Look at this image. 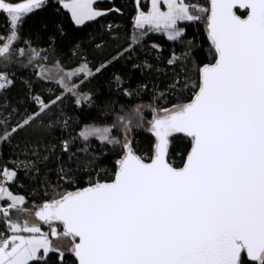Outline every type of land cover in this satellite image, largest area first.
Segmentation results:
<instances>
[{
    "label": "snow or ice",
    "instance_id": "snow-or-ice-1",
    "mask_svg": "<svg viewBox=\"0 0 264 264\" xmlns=\"http://www.w3.org/2000/svg\"><path fill=\"white\" fill-rule=\"evenodd\" d=\"M93 4L68 0L63 6L80 24L106 14ZM41 6L42 0H0V12L9 18L0 62L7 63L14 52L26 56L29 64L46 59L30 46L14 49L23 17ZM137 6L135 26L143 31L132 37L134 44L147 31H163L175 41L184 32L180 22L200 20L194 11L206 14L215 62L199 69L190 102L153 117L150 128L156 143L150 162L126 140L111 181L96 180L66 192L40 206L35 217L62 223V236L70 238L69 251L78 264H264V0H210V9L185 0H150L148 11L139 0ZM241 10L246 16L238 14ZM91 75L86 63L68 71L59 62L51 69L40 64L37 72L61 92L78 97V103L90 98L80 97L75 80ZM11 84L7 74L0 73V91ZM31 99L33 110L10 130L0 121V142L43 122L62 96L33 94ZM176 133L191 140L181 167L168 159L169 138ZM80 137L120 143L108 127L89 126ZM63 150H68L67 142ZM15 177L14 170L0 173L5 183ZM0 200L6 202L0 206V223L8 233L0 231V264H40L50 252L59 251L40 226L12 218L13 210L18 217L30 214L24 197L0 185ZM51 235L61 236L54 228ZM63 255L60 252L61 259Z\"/></svg>",
    "mask_w": 264,
    "mask_h": 264
},
{
    "label": "trees",
    "instance_id": "trees-1",
    "mask_svg": "<svg viewBox=\"0 0 264 264\" xmlns=\"http://www.w3.org/2000/svg\"><path fill=\"white\" fill-rule=\"evenodd\" d=\"M20 1L24 0H10ZM63 1L44 0L41 7L23 17L17 29L19 40L14 49L30 46L40 50L45 60L29 64L26 56L14 52L7 63L0 62V73L8 74L12 81L0 91V121L6 122L9 130L33 110V94L49 99L62 96L43 122L37 121L7 142H0V173L5 169L16 172V177L5 184L12 193L25 198L24 208L30 213L18 217L13 210V219L28 220L45 202L90 182L111 181L116 162L123 155L126 127L131 130L129 142L134 152L151 158L156 137L143 126V119L151 120L154 110L190 102L197 90L194 85L199 83V69L215 62L206 14H200L198 21L180 22L184 32L175 41L163 33L147 31L134 44L132 37L143 31L135 26L137 0H99L94 8L106 14L82 24L75 23ZM139 2L148 10L149 0ZM185 2L210 9V0ZM8 35L9 18L0 12V43ZM57 62L63 68L81 63L91 68V76L75 80L80 97L90 99L78 103V97L37 76L40 64L54 66ZM143 104L147 108L141 113ZM87 123L107 124L120 143H103L94 137L84 140L80 129ZM169 139V162L181 167L191 140L184 135ZM65 142L67 151L63 150ZM0 231L8 234L3 223ZM63 254L61 259L60 252H50L40 264H78L71 252Z\"/></svg>",
    "mask_w": 264,
    "mask_h": 264
},
{
    "label": "rangeland",
    "instance_id": "rangeland-1",
    "mask_svg": "<svg viewBox=\"0 0 264 264\" xmlns=\"http://www.w3.org/2000/svg\"><path fill=\"white\" fill-rule=\"evenodd\" d=\"M25 1V0H24ZM136 4H137V1H136ZM139 5H140V2H139ZM197 7H199V8H206V9H208L207 7H205V6H201V5H196ZM140 7H141V5H140ZM150 9V0H149V8H148V10ZM144 10V9H143ZM148 10H145V11H148ZM162 10H166V7L162 4ZM137 14H138V6H137ZM137 14H136V16H137ZM199 14H203V13H199ZM151 32H155V33H163V34H165L163 31H148L147 32V34L148 33H151ZM166 35V34H165ZM167 36V35H166ZM83 64H85V63H81L80 65H78V66H76V67H74V68H63L65 71H68V70H76V69H78L81 65H83ZM45 66V68L46 69H51V68H53V66H49V65H44ZM46 80H48L47 78H45ZM55 79H57V77L53 74V81L55 80ZM49 81V80H48ZM76 82V81H75ZM78 92H79V94L81 93L79 90H78ZM146 104H143L142 106H141V108H140V110H141V113H143L145 110H146ZM171 109V108H170ZM155 112H156V110H154L153 111V117H154V114H155ZM153 117H152V119L151 120H146L145 118L143 119V126L146 128V125L149 123V122H151L152 120H153ZM89 126H93V127H100V128H103V127H108V128H110L107 124H100V125H96V124H92V123H87V124H85V125H83V127L80 129V132L82 131V130H84L85 128H87V127H89ZM124 134H125V136H126V140L129 142V138H130V134H131V130H130V128L129 127H126L125 128V130H124ZM112 136V135H111ZM112 137H114V136H112ZM94 138H96V137H94ZM115 138V137H114ZM9 172H11V171H13V170H10V169H7ZM1 184H5V182L4 181H2L1 183H0V185ZM14 194V193H13ZM14 195H17V196H22V195H19V194H14ZM23 197V196H22ZM2 206H6V202H3V204H2ZM30 224L31 223H35V224H41L36 218H35V216L33 215V214H31L30 216H29V218H28V220H27ZM44 228V227H43ZM45 229V228H44ZM46 231V230H45ZM48 234V233H47ZM49 235L50 236H52L50 233H49ZM60 238H64V237H60ZM67 242H69V241H67ZM71 244V243H70ZM70 252V251H69ZM63 253H64V251H63Z\"/></svg>",
    "mask_w": 264,
    "mask_h": 264
},
{
    "label": "crops",
    "instance_id": "crops-1",
    "mask_svg": "<svg viewBox=\"0 0 264 264\" xmlns=\"http://www.w3.org/2000/svg\"><path fill=\"white\" fill-rule=\"evenodd\" d=\"M97 1H99V0H94V4L97 2ZM27 2V0H25V1H20V2H17V3H26ZM44 2V0H42V3ZM66 2H68V0H64L63 2H62V5H64V3H66ZM14 4H16V3H14ZM94 4H93V7H94ZM193 6H195V7H197L196 5H193ZM65 8V7H64ZM66 9V8H65ZM66 10H68V9H66ZM69 11V10H68ZM70 12V11H69ZM70 14H71V12H70ZM193 14H199V13H196L195 11L193 12ZM72 16V15H71ZM96 18H98V17H96ZM95 18V19H96ZM74 20V19H73ZM75 21V20H74ZM87 21H90V20H85L84 22H87ZM83 22V23H84ZM76 23V22H75ZM77 24V23H76ZM80 24H82V23H80ZM2 186H4V187H6V188H8L7 187V185L6 184H1ZM9 190V189H8ZM3 202H5V201H2V200H0V206H2V204H3ZM31 224H35V223H31ZM38 226H40L41 227V230L44 232V233H46V231H45V229L43 228V225L42 224H37ZM49 239L51 240V242H52V245H53V247L54 248H56V249H59V251L58 252H69V249H70V247H71V240H70V238H66V237H64V238H56V237H53V236H50L49 235ZM67 241H69V242H67Z\"/></svg>",
    "mask_w": 264,
    "mask_h": 264
},
{
    "label": "built area",
    "instance_id": "built-area-1",
    "mask_svg": "<svg viewBox=\"0 0 264 264\" xmlns=\"http://www.w3.org/2000/svg\"><path fill=\"white\" fill-rule=\"evenodd\" d=\"M1 73H4V72H1ZM7 76H8V74H7ZM9 77V76H8ZM137 155H139V154H137ZM140 156V155H139ZM142 158H144L143 156H141ZM145 162H150L151 161V158H148V156H146L145 155ZM46 227H45V230H46V233H50L51 234V231H52V229L54 228V229H56V231L58 232V233H60L61 234V236L60 237H63L62 236V233H63V231H64V228H63V226L61 225V224H57V223H53V224H47V225H45Z\"/></svg>",
    "mask_w": 264,
    "mask_h": 264
},
{
    "label": "water",
    "instance_id": "water-1",
    "mask_svg": "<svg viewBox=\"0 0 264 264\" xmlns=\"http://www.w3.org/2000/svg\"><path fill=\"white\" fill-rule=\"evenodd\" d=\"M240 13H245V15H241L242 17H244V16H246V12L244 11V10H241L240 11ZM158 113H160V114H162V111L161 110H156V112H155V114H154V116L155 115H157ZM146 129L147 130H149V131H151V128H150V122L146 125ZM151 133L154 135V133L151 131ZM174 135H184V134H182V133H176V134H174ZM155 136V135H154ZM185 136V135H184ZM34 216H35V214H34ZM36 218V217H35ZM37 220H38V218H36ZM39 221V220H38ZM41 224H43V225H47L48 223H44V222H41V221H39ZM53 223H57V224H61L62 225V223L61 222H59V221H52L50 224H53ZM63 226V225H62ZM71 248V247H70ZM75 257V256H74ZM78 262V261H77Z\"/></svg>",
    "mask_w": 264,
    "mask_h": 264
}]
</instances>
